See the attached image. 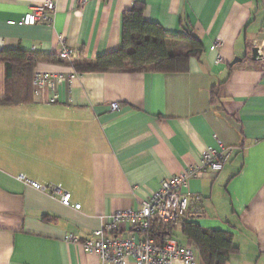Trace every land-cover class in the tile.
I'll list each match as a JSON object with an SVG mask.
<instances>
[{
    "label": "crops",
    "instance_id": "crops-1",
    "mask_svg": "<svg viewBox=\"0 0 264 264\" xmlns=\"http://www.w3.org/2000/svg\"><path fill=\"white\" fill-rule=\"evenodd\" d=\"M46 1L55 5L52 22L23 25ZM135 3L167 35L193 32L201 55L185 72L77 73L58 87L57 103L32 96L0 105V264H100L63 237L89 239L116 211L140 209L162 181L200 166L207 149H229L228 160L189 179L172 238L204 264L183 226L222 231L237 249L226 264H264V62L251 60V49L264 47V0H0V51L46 57L34 71H67L57 58L64 47L76 49L75 60L120 49L122 15ZM166 47L188 49L175 38ZM18 175L58 186L80 208ZM118 235L143 238L124 225Z\"/></svg>",
    "mask_w": 264,
    "mask_h": 264
},
{
    "label": "built area",
    "instance_id": "built-area-1",
    "mask_svg": "<svg viewBox=\"0 0 264 264\" xmlns=\"http://www.w3.org/2000/svg\"><path fill=\"white\" fill-rule=\"evenodd\" d=\"M79 2L83 5L87 0H79ZM54 11L53 1L33 5L23 16L22 24L26 26L37 23L50 24ZM259 54L260 60L264 62V47L259 48ZM77 56L76 49L66 47L57 54L60 61L69 65ZM68 67L64 72L34 71L31 79L32 96L46 103L59 102L58 87L70 82L77 74L71 66ZM64 100L69 103V96L66 95ZM111 109L117 110L118 105L112 103ZM229 154V149L219 152L207 149L202 154L200 166L190 167L162 181L159 189L142 203L140 209L116 211L102 228L92 233L89 239L81 240L75 235L67 234L63 237V241L80 244L84 251L96 255L100 264H128L131 261L135 264H195L190 247L181 246L172 237L157 232V229L158 226L163 228L175 226L185 215L191 197L182 189L189 179L200 177L205 171H220L227 162ZM17 178L37 191L54 198L59 197L60 203L66 207L80 208L79 204L71 205L70 194L61 191L56 185H41L24 175H18ZM195 200H199V197H195ZM120 225L135 228L143 238L135 240L132 237L118 235Z\"/></svg>",
    "mask_w": 264,
    "mask_h": 264
},
{
    "label": "trees",
    "instance_id": "trees-1",
    "mask_svg": "<svg viewBox=\"0 0 264 264\" xmlns=\"http://www.w3.org/2000/svg\"><path fill=\"white\" fill-rule=\"evenodd\" d=\"M144 6L135 3L122 15L121 47L115 52L93 60H74L71 66L76 73L106 72H160L177 73L188 70L191 58H198L202 46L196 35L188 31L184 36H169L159 25L143 18ZM169 38L186 41L188 49L182 53H171L166 42ZM44 56L21 50L0 51V66L3 67V89L0 91V105H18L31 102V79L37 62ZM63 62V61H62ZM215 89L211 91V97ZM174 226L159 227V233L172 237ZM163 230V231H162ZM183 233L196 246L204 264H226L236 252L232 237L222 231L204 230L194 224H185Z\"/></svg>",
    "mask_w": 264,
    "mask_h": 264
},
{
    "label": "water",
    "instance_id": "water-1",
    "mask_svg": "<svg viewBox=\"0 0 264 264\" xmlns=\"http://www.w3.org/2000/svg\"><path fill=\"white\" fill-rule=\"evenodd\" d=\"M261 59V56L259 54V48L258 47H253L251 49V60L253 61H258ZM239 60V59H238ZM236 60H234L231 65L235 62Z\"/></svg>",
    "mask_w": 264,
    "mask_h": 264
},
{
    "label": "rangeland",
    "instance_id": "rangeland-1",
    "mask_svg": "<svg viewBox=\"0 0 264 264\" xmlns=\"http://www.w3.org/2000/svg\"><path fill=\"white\" fill-rule=\"evenodd\" d=\"M2 71H3V67L0 66V76H1V74H2ZM0 79H1V77H0Z\"/></svg>",
    "mask_w": 264,
    "mask_h": 264
}]
</instances>
